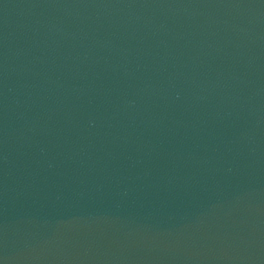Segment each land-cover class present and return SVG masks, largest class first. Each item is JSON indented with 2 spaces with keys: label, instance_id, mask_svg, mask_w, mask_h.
Instances as JSON below:
<instances>
[{
  "label": "water",
  "instance_id": "1",
  "mask_svg": "<svg viewBox=\"0 0 264 264\" xmlns=\"http://www.w3.org/2000/svg\"><path fill=\"white\" fill-rule=\"evenodd\" d=\"M0 264H264V0H0Z\"/></svg>",
  "mask_w": 264,
  "mask_h": 264
}]
</instances>
